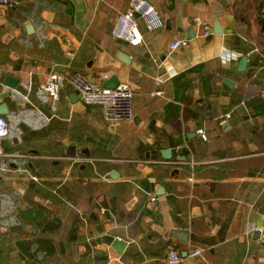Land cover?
<instances>
[{"label":"crops","instance_id":"obj_1","mask_svg":"<svg viewBox=\"0 0 264 264\" xmlns=\"http://www.w3.org/2000/svg\"><path fill=\"white\" fill-rule=\"evenodd\" d=\"M20 1L0 4L10 155L0 157V264H167L170 248L191 246L204 259L183 264H264V237L253 230L264 232V111L245 94L255 78L264 87V65L255 63L264 59V0H149L166 26L148 31L140 20L138 47L112 35L129 0ZM216 9L224 33L203 37L194 17L213 27ZM175 40L184 45L172 49ZM51 72H80L100 87L116 76L134 90V121L109 125L70 84L52 100L42 89ZM157 78L164 96H152ZM104 236L126 242L125 252L99 243Z\"/></svg>","mask_w":264,"mask_h":264},{"label":"built area","instance_id":"obj_2","mask_svg":"<svg viewBox=\"0 0 264 264\" xmlns=\"http://www.w3.org/2000/svg\"><path fill=\"white\" fill-rule=\"evenodd\" d=\"M20 0H0V4L6 7H17ZM264 15V6L262 8ZM140 20L143 21L148 31H157L166 26V21L160 11L149 0H129L128 8L120 13L112 28V35L117 39L128 41L129 45L138 47L144 44V33L140 26ZM194 23L198 27L203 37H209L213 34V27L210 21L202 17H194ZM184 45L182 40H175L171 44L172 49H179ZM173 76V75H171ZM164 79L157 78V88L152 92V96H164L165 90L161 88ZM70 84L79 95L81 102L87 107H101L104 110L106 122L119 127L122 124L132 123L134 114V90L126 83H120L116 88H107L98 86L93 79L75 72L66 76L62 73L51 72L42 85L44 92L54 101H59L62 89ZM264 96V93H263ZM1 101V96H0ZM227 117H230L228 115ZM203 140H207L203 131H199ZM9 135V124L5 117L0 116V157H9L3 152V141ZM152 202L157 198L152 197ZM259 231L263 237L264 232ZM205 250L200 247L191 246L184 256L175 248H170L166 254L165 262L167 264H183L186 261L204 259Z\"/></svg>","mask_w":264,"mask_h":264},{"label":"water","instance_id":"obj_3","mask_svg":"<svg viewBox=\"0 0 264 264\" xmlns=\"http://www.w3.org/2000/svg\"><path fill=\"white\" fill-rule=\"evenodd\" d=\"M217 17L214 21V25H213V28H214V34H223L224 33V30H223V27H222V24H221V20H220V14L222 13V10L221 9H216L215 11ZM29 28L31 27V24H29L28 26ZM188 34H189V37L192 39L196 36V33H195V29L192 27V28H189L188 30ZM118 43L122 44V45H126L128 46L129 43L128 41L126 40H123V39H118L117 40ZM119 55L121 56V60L126 62V63H129L130 61V57L128 55H126V53H123V52H120ZM248 56L247 55H244L241 59H240V62H239V66H238V70L243 72L247 69V65H248ZM225 82L228 83V84H234V82H232L230 79H225ZM19 83V79L18 78H15L11 75L7 76L6 79H5V85L8 86L9 88L11 89H15L17 84ZM120 84V81L119 79L116 77V76H113V77H110L108 79H106L104 82H103V86L104 87H107V88H116L118 85ZM8 96V93H3L2 94V99H6ZM9 112H8V107L7 105L4 103L0 106V115L4 116V115H7ZM171 151L170 150H167L163 153L164 155V158L166 159H171ZM117 173L116 172H113L111 174V177L112 178H115ZM188 240H185V243H187ZM99 243H104L108 246H112L115 250H117L119 253L123 254L128 246V244L120 239H115L114 237L112 236H104L103 238H101L99 240ZM184 256H186V253L183 254ZM39 257L42 258L43 257V254L40 253L39 254ZM118 262H114L112 264H117Z\"/></svg>","mask_w":264,"mask_h":264},{"label":"trees","instance_id":"obj_4","mask_svg":"<svg viewBox=\"0 0 264 264\" xmlns=\"http://www.w3.org/2000/svg\"><path fill=\"white\" fill-rule=\"evenodd\" d=\"M128 5H129V3H128ZM263 6H264V1L261 2L260 8H259V13H258V23L261 25L262 31H264V15H263V12H262ZM127 8H128V6H127ZM233 42L238 48L244 50V48L242 46V40L239 37H235ZM263 45L264 44L258 46V48L260 50H264V46ZM246 49H247V47H246ZM255 63H256V66H262V65H264V59H262V57L260 58L259 56H257ZM246 75H247V72H246ZM189 85L190 84H189L188 81L187 82H182L180 88L187 89L189 87ZM252 85H254L256 87V89L255 90L254 89H250L247 92H245V94L247 93V94H250V95L253 94V96L255 95L256 98L253 101L256 102V103H259V102L262 103L261 107H257L256 108L258 113H260V112L264 111V99L261 96L262 91H264L263 83L258 78H255V79H253V84ZM235 95H236L237 99H242L243 94H240V95L235 94ZM246 95H245V98H246ZM178 100L182 101L186 105H188L192 101L190 98H188L187 95H184V94L182 96H178ZM172 109L174 110V113H175V116H176L179 113V111H177V108H172ZM72 239H73V237L70 238V240H72ZM107 262H108L107 258H102V259L98 260V264H107ZM70 264H73V262L70 263Z\"/></svg>","mask_w":264,"mask_h":264}]
</instances>
